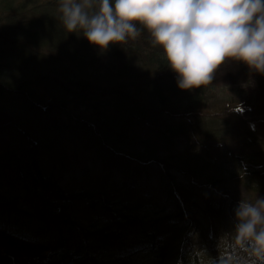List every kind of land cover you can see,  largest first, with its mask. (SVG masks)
Returning <instances> with one entry per match:
<instances>
[{
  "label": "trees",
  "instance_id": "16d2710c",
  "mask_svg": "<svg viewBox=\"0 0 264 264\" xmlns=\"http://www.w3.org/2000/svg\"><path fill=\"white\" fill-rule=\"evenodd\" d=\"M58 7L0 0V264H215L264 197V74L182 90L146 29L101 50Z\"/></svg>",
  "mask_w": 264,
  "mask_h": 264
},
{
  "label": "clouds",
  "instance_id": "9594fccd",
  "mask_svg": "<svg viewBox=\"0 0 264 264\" xmlns=\"http://www.w3.org/2000/svg\"><path fill=\"white\" fill-rule=\"evenodd\" d=\"M69 33L106 50L147 30L182 90L213 83L226 60L264 74V0H58ZM143 26V27H140ZM215 264H264V198L241 200Z\"/></svg>",
  "mask_w": 264,
  "mask_h": 264
},
{
  "label": "rangeland",
  "instance_id": "374dc122",
  "mask_svg": "<svg viewBox=\"0 0 264 264\" xmlns=\"http://www.w3.org/2000/svg\"><path fill=\"white\" fill-rule=\"evenodd\" d=\"M244 104H245V102H244ZM244 104L242 105V108H243V106H244ZM208 111V110H207ZM209 112H212L211 110L209 111ZM213 113V112H212ZM96 156V153L94 152V151H90V152H87V154H86V157H95ZM88 160V159H87ZM67 179H63V180H61L60 182H61V184H66V183H69V181L67 180ZM81 180H82V178H81ZM258 196V198H264L262 195L260 196V195H257ZM213 222H211V224H212ZM211 227H212V225H211ZM216 233V232H215ZM209 234H211V237H212V240H211V242H209V240H208V235ZM209 234H208V232L206 231V236H207V239L206 240H200V236L201 235H199L196 239H197V241L198 242H196L195 240V245H193V244H191V243H188L187 244V246H186V248L187 249H191V248H195V249H197L199 252H201V250L203 251V253L202 254H204L205 253V256H206V258H218L217 257V253L221 250V244L219 243V241L217 240V237H216V235H217V233H216V235L213 233V232H209ZM151 261V254L149 253V252H146V253H143V254H140V256L138 257V260L137 261H135L137 264H147L148 262H150Z\"/></svg>",
  "mask_w": 264,
  "mask_h": 264
}]
</instances>
